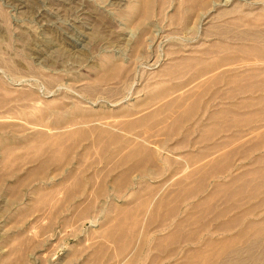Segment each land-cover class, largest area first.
Here are the masks:
<instances>
[{
	"label": "bare ground",
	"instance_id": "1",
	"mask_svg": "<svg viewBox=\"0 0 264 264\" xmlns=\"http://www.w3.org/2000/svg\"><path fill=\"white\" fill-rule=\"evenodd\" d=\"M229 1L231 3L232 0H221L219 2L214 1L212 4L210 0H183L184 3L179 4V9H182L183 11V19H181V21L177 19L176 21L180 23L183 21L187 22L193 17H198L199 19L202 18L197 25V29L200 31V29H202L201 25L207 13L210 14L209 12L211 8L217 7L215 12L209 15L208 22L203 28L202 36L207 37L210 34L226 36L230 39H236L240 43L238 45H231L229 42H219V44L213 43L207 47L205 49L206 55L207 53L211 54L216 51H221L223 53V55L219 57L217 61H211L206 57H173L170 59L172 61L168 63L169 65L164 68L163 73H174L173 75H175L186 70L187 68H190L191 66H194L196 67V70L189 76L188 79V83H191L193 80L204 76L207 70L216 69V67L229 63H235L239 59L243 60V58L246 59L250 56L252 59L262 60L261 58L264 56V45L260 44L259 41L264 39V25L253 23L250 20L244 21L243 17L247 15H245V13H237L238 8L240 7L239 4L242 5L240 1L244 0H236L238 2L234 1L231 7L222 8L223 5L227 6L226 4ZM143 7L144 6L142 5V10L144 9ZM177 13L178 11H173L171 17L177 18ZM230 13L237 14L234 16V21H228L225 19L223 25L212 24L210 22L212 18L220 19L226 17ZM140 14H142V12ZM246 40L252 42L246 44ZM134 46L136 47V45ZM112 57L113 58L106 61V69L102 70L103 72L101 74H96V77L94 76L93 80L90 79V82H84L85 84L81 85L79 88L81 93L79 94L78 92L79 95L77 94L75 99L65 101L64 98H68V96L63 94L65 96H63V98L60 97L59 102L54 104L49 100H38V96H32L33 94L31 93H23V95L21 94V97L20 95L17 96L20 98L23 97L24 99L26 98V101L29 99L28 105H25L26 102H23L25 105L23 106L21 101V105L23 107L19 108L20 111H16L17 113L15 112L17 115L12 114L14 108L10 109L11 114L7 112L8 114L6 115H0V131L8 129L10 131L12 130L13 133H20V135L13 134L12 137L9 134L2 135L0 133V165L1 167L7 169L6 174L10 173L9 177H12V175L16 176L11 183H7V191L10 192L11 201H17L20 194L22 195L23 193H20V188H24L25 183H29L30 186L28 189L31 195L24 208L26 207L28 210L33 208L44 212L45 210L51 211L50 208L55 209L61 207L71 195L81 193L83 190V185L81 182L82 175H79V172L85 169V166L81 165L83 164L82 161L87 154H90L89 156L92 154H103L106 162L109 161V159L112 162L111 159H113V157L120 161L123 160L124 162L125 159L127 160L130 159V157H133V154L136 153V150L142 152L140 149L148 145L149 141H146L147 138H144V123L147 122L148 119L154 118L156 116H165L164 113L173 117H176V115L180 116L189 114L195 109L197 110L199 105H202L199 97L194 99L193 94L190 95L189 93L186 95L183 93L182 95H178L176 97L174 94L173 98L171 97V99H167V102L162 101L165 103L160 104L161 101L159 100L162 99L160 97H167L170 94L169 92L173 90L166 88L152 90L150 94H147L145 103L143 98L144 94L141 93L143 95L142 98L138 97V95H140L138 94L136 96L137 100H135L133 104H130L129 100L126 101L130 98L126 97V95H131L129 93L132 88V84L129 85V88L127 86L128 92L125 96H119V98H115L114 95L117 93L119 94L120 92L122 93V91L126 88H124V86L129 83L128 75L132 68L130 67L131 65H127L128 63L126 64L124 60H121V58L116 57L114 54H112ZM260 63L262 62L253 64L251 63V65L256 66L254 64ZM242 65V63L239 65L237 64L235 67H232V70L236 68V71L238 68L242 67ZM261 70V73L241 72L238 74L235 72L228 78L224 77V79L227 81L226 84L232 85L234 87H231L232 89L229 88V90L226 91L229 98L237 95L242 96V98H240V100L235 104L232 103L231 106H223L221 108L216 107L215 109H212L207 118V125L210 124V127L207 126L206 129L204 128L206 126H204L201 130L202 133H200L201 136L204 133H206V136H209V134L213 133L212 130H214V128L216 129L217 126L216 124V126L212 128L211 124L214 125L215 122L217 123L218 119L222 118L224 121L220 123L223 127L240 124L244 129V133H248L246 135L248 137L244 138L245 135H239L234 138V140H239L237 142L235 141L232 147L221 151H218L221 147H216V149L214 148L212 151H208L207 155L209 156L211 154V158H209L210 156H207L208 159L206 162L200 161L201 163H199L197 166L191 167V170L188 167L189 169L183 170V177L180 175V179L177 177L179 180H187L193 176V174H199V176L195 179V183L194 181L192 182L194 183L193 185L191 182L190 184L187 182L189 185H191L189 187L184 185V198L182 195L183 193L180 192L182 193V198L187 200L192 195H194L195 192L201 190L202 183L204 184V180L206 178L205 174L210 176L212 175V177L216 174H221L220 172H222V174L224 172L227 174L224 179L216 181L212 185L210 193H208L207 196L197 199L193 206H197L195 208H197L199 212V217L196 220H201L202 218H205V215L207 216V214H210V216L206 218V222L211 226L214 225V227H216L217 222L219 221V228H221L223 233L226 231L225 229H227L228 235H223L221 238L214 241L208 240L203 246L201 245L199 247H195L194 249L192 248V250L189 248V250L185 251L186 253L182 256L181 260L177 259L174 262L171 261L166 263L161 260L155 261L153 258L152 260L148 261L144 260V264H264V151L261 152L262 149H264V69ZM222 75L223 73H220L216 76V78L208 79L212 82L209 84L212 85L223 79ZM208 80L207 78H202L200 81L202 86L206 84V81L208 82ZM135 93H140V89L136 88ZM98 94L104 95L108 99V101H105L106 105L101 103L97 104L99 100H97L95 97ZM200 94L202 93H196L195 97L196 95L198 96ZM83 95L86 98H82L81 96ZM17 96H15L14 99ZM3 97L5 96L3 95L0 97V108L2 109L8 104V102H11L9 98H6V100H9L7 102L3 99ZM19 97H17V100H19ZM113 97L115 98V102ZM188 97L189 99L193 97V101L191 98L190 102H184L186 99H188ZM14 99L12 101H14ZM156 99H158L157 101L159 104L155 105L153 102H156ZM140 100L142 102H138ZM115 104L117 109L114 110L113 108L111 109V107L107 108L108 106H114ZM203 107L204 111L207 110L206 106ZM109 117H122L123 119L120 121L108 120ZM167 119L169 118L167 117ZM170 119H172V117ZM179 120L174 118L171 121L169 120L168 123L162 125L161 127L162 129L170 128L173 131L178 127ZM164 122H166V120H164ZM155 125L156 124H152L151 127H155ZM136 128H138L139 131L132 133V131ZM201 139V137L200 139L197 138V140ZM83 140H88L89 144L85 147V150L80 155H77L75 162L73 161V167L70 170H65L67 168H63L64 165L70 160V155ZM229 140H226L227 144L225 145H229L231 143L232 140ZM182 143L180 142V144ZM195 143L199 144L200 142L195 141ZM182 146L184 147V143ZM205 147H207V145ZM17 148L21 149L20 153L18 152L19 150ZM205 149L208 150L210 148ZM177 155L179 154H176V156ZM193 155L195 156V154ZM87 156L85 159L89 157ZM181 156L183 157L185 155L182 154L180 157ZM186 156L188 157V155ZM19 158L22 159V161L25 160V162L26 160L29 161L30 164L32 162L34 163L30 169L20 176L15 174L17 168L15 171L13 170L15 168L13 167L15 166L13 164H15L16 160H19ZM153 158L154 157L151 156V154L144 155L146 163L147 161H153ZM197 158H201V156ZM235 158H238L239 160L250 158V161L245 165H239L237 162H232ZM188 159L191 158L188 157ZM192 159L195 161L196 158L194 157ZM182 161L185 162V160ZM182 161L180 160V162ZM187 161L190 162L189 160ZM80 162L82 163L81 165ZM108 163V165H110V162ZM140 163H142V161ZM179 163L178 165L182 164ZM113 164L115 165L114 161ZM118 164H120V162ZM188 164L191 165L193 163L190 162ZM11 167H13V169H11ZM135 167L133 168V171L136 170ZM9 169L13 171L9 172ZM49 170L50 172H48ZM49 173H53L54 175L61 174V176L58 178H52V182H48L46 185H38L35 183L37 180H48L50 175ZM92 176H94V174ZM93 178L97 179L96 176ZM120 180L117 182L119 183ZM179 180H177L178 184H181L179 183ZM66 182H68V184H66ZM95 182L98 184L97 181ZM181 182H184V180ZM26 189L27 188L25 187V190ZM92 190L94 191L93 187ZM180 193H178L176 196L178 197ZM180 196L178 199L181 198ZM59 199L62 200V202H59ZM180 203H182V200ZM55 211H57V209ZM194 214H190L192 215V218ZM119 220L116 222L119 223ZM186 220H190V218L187 219L186 217ZM89 222L90 227L92 228L95 225V222L92 219L89 220ZM119 224H121V222ZM119 224L116 225L119 226ZM118 226L111 225L110 228H106L105 232H103L104 236L111 243L115 242L117 244H113V250L119 255V259L117 261L112 262L111 258H107V260L104 261V258L102 257L104 253H106L108 247H103L101 244H99L98 238L94 241L92 238V241L90 240L91 242L88 244L85 243L86 246H83L84 248L82 249V252H80L82 254L84 250L89 254L88 256L91 257V259L88 257L89 259H87L85 262L82 260L80 263H78L77 258L75 259L77 255L75 257L70 255L72 258L74 257L73 259L76 260V264H134L135 258L137 257L134 255V251L137 247L134 245L132 248H130V245L127 244L129 240L124 241L125 237H128L127 232L129 230L126 227H122V229H120ZM183 226L184 225L182 223V227ZM99 230L101 229L99 228ZM191 230V238L193 239V237L196 236L197 228H191ZM180 231L181 230H179V232ZM187 231L188 230H186V232ZM38 233L40 234L41 232L39 231ZM171 234L173 233L161 236V238L157 239L158 243L154 245L155 248L159 250L161 248L166 252L164 253L165 256L162 255L164 256L162 259L167 256H171L175 249L178 250L177 248H180L177 246V243H175V241L178 242V239L176 240L177 235L171 236ZM99 238L102 239L101 237ZM188 238H190V235ZM13 240L18 242L16 244L18 245L16 246L17 248L14 246L15 248L13 247V249H11V247L9 253L0 255V262L2 263L3 259L5 258L4 261L8 260V263L6 264H23L25 262V256L22 252L21 246L24 247L23 244L25 240H23L22 237L19 239L14 237ZM186 241L187 240H185V242ZM78 249L79 247L77 248L76 253L78 252ZM137 251L135 252L136 254H138ZM11 254H16V256H14L16 257L15 260L10 259ZM94 259L95 261H93ZM4 261L3 263L5 264Z\"/></svg>",
	"mask_w": 264,
	"mask_h": 264
},
{
	"label": "rangeland",
	"instance_id": "2",
	"mask_svg": "<svg viewBox=\"0 0 264 264\" xmlns=\"http://www.w3.org/2000/svg\"><path fill=\"white\" fill-rule=\"evenodd\" d=\"M214 1L221 0H210L212 4ZM234 1L238 2L239 0H232L231 3L229 1L227 6L223 5L222 8L231 7ZM240 2L242 5L239 4L237 13L247 15L243 17L244 21L250 20L253 23L264 25V0ZM181 3H184L183 0H0V97L4 95L3 99L7 102L11 100L3 109L0 108V115L11 114V108H14L12 114L17 115L16 113L20 111L19 108L28 105L29 99L26 101V98H20L23 93H31L32 96H38V100H49L54 104H57L60 97L63 98L65 95L68 96V98H64L65 101L75 99L78 92L81 93L79 89L81 85L90 82L94 76L96 77V74H101L102 70L106 69L105 63L113 58L112 54L124 60L126 64L128 63L127 65H131L132 69L128 75L129 83L124 86L125 89L122 88L124 89L122 93L116 94L118 97L114 95L115 98L125 96L129 85L132 84L129 93L131 95H126L131 99L126 100H129L130 104L137 100L138 94H140L138 97L142 98L141 93L144 94L145 103L147 94H150L154 89L161 88L173 90L169 92L168 96L166 95L167 97H160L162 98L159 100L160 104L167 102L171 97L173 98L174 94L176 97L183 93L185 95L189 93L193 94L194 99L200 95L202 97L208 94L218 96L214 93L217 89L222 90L219 92L220 95L223 94L224 97L229 98L226 91L234 87L226 84L227 81L224 77L228 78L235 72L238 74L241 72H262L264 56H262V60L252 59L249 56L243 60L239 59L235 63L209 69L204 76L191 83H188V79L196 70L194 66L175 75H173L174 73H163L164 68L169 65L168 63L172 61L170 59L173 57H206L211 61H217L223 53L216 51L206 55L207 47L213 43L219 44V42H229L231 45L240 43L236 39L226 36L215 34H210L207 37L202 36L209 15L214 13L217 7L211 8L210 14L207 13L200 31L197 29V25L202 18L193 17L187 22L178 23L177 19L179 21L183 19V11L179 9ZM142 5L144 6L143 10ZM173 11H178L177 18L171 17ZM141 12L142 14H140ZM236 15L230 13L220 19L212 18L210 22L223 25L225 19L234 21ZM251 42L245 41L246 44ZM259 42L264 45V39ZM257 62L262 63L254 64L256 66L251 65V63ZM241 63L242 67L236 71V68L232 70L233 66ZM220 73H223V79L217 81L216 84H209L212 82L208 79L216 78ZM202 78L208 80L203 86L200 82ZM136 88L140 89V93H135ZM194 93L202 94L195 97ZM15 96L19 97L20 101L17 100V97L16 101ZM81 97L86 98L84 95ZM193 97H191L192 101ZM95 98L99 100L97 104L106 105L105 101H108L104 95L100 94ZM115 98L113 97L114 102ZM191 98L188 97L184 102H190ZM13 99L14 101H12ZM141 100L138 102H142ZM157 100L153 104H159ZM23 102H26L25 105ZM202 102H205L204 99ZM13 103L17 104L13 107ZM110 107L114 110L117 109L116 104L107 108ZM121 119L123 118H108V120L118 121ZM169 120L167 119L161 124L165 125ZM159 123L155 127H159ZM133 131H139V129ZM0 133L2 135L9 134L11 137L13 134L20 135V133H13L8 129L1 130ZM146 133H144V138H147L146 141H148ZM247 134V132L244 133V138L248 137ZM161 138V134L155 133L150 137L153 141H159ZM18 150L20 153L21 149ZM85 157L81 166L96 162L89 167V173L96 171L98 173L103 169V163L97 162V156L92 154L86 159ZM73 161L75 162L74 157L63 168L68 170L70 165L73 166ZM33 164V162L30 164L29 161L25 162L19 158L13 164L15 168L11 167V169L15 171L17 168L15 174L20 176ZM11 169L9 172L13 171ZM6 172L7 169L0 165V255H5L10 252L11 247L13 249L14 246H18L16 245L18 242L13 240L14 237L16 239L22 237L25 240L24 247L21 246L25 256L23 264H76L77 248L79 247L82 252L83 246H86V244L83 245V242L87 244L91 242V235H93V229L89 227L88 221L82 219L83 215L79 218L77 208L72 205L76 199L66 201L59 208H50L51 211L43 212L33 208L28 210L24 206L31 195L28 189L29 183H25L26 190L25 187L20 188V193H23L20 194L17 201H11L7 183H11L16 176L9 177L10 173L6 174ZM49 174L48 180H37L35 183L46 185L48 182H52V178L61 176V174ZM59 202L62 200L59 199ZM56 209L57 211H55ZM39 231L42 234H39ZM14 256L16 254H11L10 259L15 260ZM3 261L0 264H4ZM7 261H4L5 264L8 263Z\"/></svg>",
	"mask_w": 264,
	"mask_h": 264
},
{
	"label": "crops",
	"instance_id": "3",
	"mask_svg": "<svg viewBox=\"0 0 264 264\" xmlns=\"http://www.w3.org/2000/svg\"><path fill=\"white\" fill-rule=\"evenodd\" d=\"M220 91L222 90L220 89L215 90V95H218V96H214L210 94L204 97H202V95L198 96L201 101V104L207 107V110L205 111L203 110L204 107L202 105H199V108L197 110L195 109L189 114H184L180 116L173 114V115H176V117L175 116L173 117L169 114L164 113L165 116H156L154 118L148 119L147 122L144 123V133L147 132L148 134V137H149L148 145L149 146L148 145H146V147L144 146L146 149L144 147H142L141 149L139 148L140 150H142V152H140L139 150H136L135 151L136 153H134L133 157H130V159H127V160L125 159L123 162V160L120 161V160H117V158L115 159L113 157V159H111L112 162L110 161V159L109 161L106 162V159L104 158L103 154H100V155L94 154L95 156L97 155V157L100 158V159L97 158V162L103 163L104 170L102 169L98 173L97 171L89 173L88 172L89 167H91L92 164L96 163L95 161H93L92 163H88L87 165H85V169L79 172L80 173L79 175H82L81 182L83 185V190L81 193H78L76 195H71L66 201H70L71 199L77 200L73 202L72 205L75 206L74 208H77L78 217L80 218L81 215H83L82 219H85L88 221L89 227H90L89 220L91 219L94 220L96 226L94 225L92 227L93 235L91 236L93 238V241L98 238L99 244H101L103 247L104 246L108 247L106 253H104L102 257L104 258L103 259L104 261L107 260V258H111L112 262L117 261L119 259V255L115 253V251L113 250V244L114 245H117V244L115 242L111 243L104 236L103 232H105L106 228H110L111 225L118 226L116 224H119L120 222L121 224H119L118 226L120 227V229H122V227L123 228L126 227L129 230L127 232L128 237H125L124 241L129 240L127 244L130 245V248H132L134 245L137 247L134 251V255L137 256V257L134 256L136 257L134 264H144V260L148 261V260H152L153 258L155 261L161 260L166 263L171 262V261L174 262L177 259L181 260L182 256L186 253L185 251L189 250V248L192 250V248L194 249L195 247H199L201 245L203 246L208 240L214 241V240L221 238L223 235H226V236L228 235L227 229H225L226 231L223 233L221 228H219L220 227L219 221L217 222L216 227H214V225L211 226L210 224L206 222V218H208L210 214H207V216L205 215V218H202L201 220H196L199 217L198 215L199 212L197 208H195L197 206H193V204L197 201V199L207 196V194L210 193L212 189V185L216 181L224 179V177H226L227 174H225V172L223 174L222 172H220L222 176L221 174L218 173L219 176H217L216 174L213 177L212 175L210 176L208 174H205L206 178L204 180V184L202 183L201 190L198 192H195V194L190 197L191 199L187 197L189 198L187 200L183 199L185 197V194L183 193V188H185L184 185H187L188 187L191 186L189 185L190 182L192 183L194 181L195 183V179L199 176V174H193V176H191L187 180L183 179L184 182H181L183 181L182 179L179 180L180 176L183 177V173H182L183 170H187L189 168L191 170L192 169L191 167L197 166L199 163H201L200 161L206 162L209 156H210L209 158H211V154L209 156L207 155L208 151H212L214 148L216 149V147L217 148L221 147L218 151L228 149L229 147H232L235 141L237 142L239 140V139L234 140L235 137L239 136L240 134L244 135V129L243 127H241L240 124H237V125L235 124L232 126L228 125L227 127H223L220 123L224 121V119L222 118L218 119L217 123L215 122L214 125L211 124L212 128H214V126H216L217 124L216 129L214 128V130H212L213 133L209 134V136H206V133H204L202 136L200 135V133H202L201 130L204 126H206L204 127L206 129H207V126L210 127V124L207 125L208 124L207 118H208V114L211 113L212 109H214L216 106L218 108H221L223 106L227 107V105L228 106L232 105L231 103H236L240 100L239 95L233 96L232 98H226L224 97L223 94L222 95L219 94ZM203 99L205 101L204 103L202 102ZM167 117L169 119L171 117L172 119L174 118H176L177 120L180 119L178 123V127L174 129L173 131L170 128L162 129L161 126L151 127L152 124L157 125V122L158 123L160 122L159 124L162 125L161 123H163L164 120L167 121ZM163 118L165 119L162 120ZM172 119H170V121ZM149 128H152V129H149ZM133 132L134 131H132V133ZM154 133L161 134L162 138L159 141H155V140L153 141L152 139H150V137L154 135ZM200 137L202 139L197 140V138L200 139ZM227 139L228 140L230 139L229 141L232 140L231 144H229L230 146L225 145L227 144V141H226ZM178 141H179V144H178ZM195 141L196 142L198 141L200 143L202 142V143L201 144L199 143L200 144L199 145L198 143H195ZM180 142L184 143V147L182 146L183 143L180 144ZM88 144H89L88 140L81 141L79 145L74 149L70 157L71 158L74 157L76 159L77 155H80L85 150V147ZM206 145L207 147H205ZM205 148L207 149L210 148L211 150L210 149L206 150ZM263 151L264 149H262L261 152ZM145 154H151V156L154 157L153 161H147L146 163L144 159ZM176 154H179V155L176 156ZM182 154L185 155L183 156L184 159L182 156L180 157V155ZM193 154H195V156ZM186 155H188V157L191 159L195 157L196 158L195 161L192 159L195 163L191 159H188ZM199 156H201V158H197ZM245 159L239 160L238 158H235L232 162L234 163L237 162L238 164L249 163L250 158H245ZM180 160L181 161L185 160V162L184 161L180 162ZM187 160H189L193 164L191 165L188 164L190 162H188ZM113 161L115 162V165L113 164ZM139 161L140 162L142 161V163H140ZM108 162H110V165H108L109 164ZM119 162L120 164H118ZM176 162L178 163L180 162L179 164L181 163L182 164L178 165V163ZM81 164L82 163L80 162V165ZM135 166H137L138 168ZM72 167L73 166L68 167V170H70ZM134 167L136 168V170L134 169L135 171H133ZM182 167L183 168L186 167V168L183 169ZM181 168H182V171H181ZM130 171H133V172H130ZM93 174L94 176H92ZM95 176L97 179L93 178ZM121 178L123 179V181ZM113 180H116V181H113ZM118 180H120L119 183L117 182ZM177 180H179L180 181L179 183L181 184H178ZM95 181H97L98 184L100 185H98ZM194 183H192V185ZM92 187L94 191L92 190ZM88 192H90L89 193L90 195L88 194ZM180 192H182L183 194ZM178 193H180L179 196L182 194L183 198L181 195L180 196L181 198L178 199L179 196L178 197L176 196L178 195ZM181 200H182V203H180ZM177 203H180V204H177ZM190 214L192 215L194 214L193 218L191 217L192 215ZM186 217L187 219L190 218V220H186ZM118 220L120 221L119 223L116 222ZM182 223L185 226V227L183 226L184 228L182 227ZM186 223L187 225L188 224L189 225L187 226ZM179 226L180 228L181 227L182 228L180 229ZM99 228L101 230H99ZM189 228H190V231H189ZM191 228L193 229L197 228L196 236L195 237L192 236L193 239L191 238V234H192ZM178 229L181 231L179 232ZM174 230L175 232L177 231L178 232L175 233ZM186 230L188 231L186 232ZM167 232L168 234L173 233L171 234V236L177 235L176 240L178 239L177 240L178 242L175 241V243H177V246H179L180 248H177L178 250L175 249L171 256H167L162 259V257L165 256L164 253L166 252L163 251L161 248H160L161 250L160 251L159 249L155 248L154 245L158 243L157 242L158 238H161V236L168 235ZM188 232H191V233H188ZM187 234L190 235V238H188L189 235ZM99 237H101L102 239H100ZM185 240H187L188 242L187 241L185 242ZM83 241H85L84 238H83ZM83 245H85V242H83ZM136 251L138 254L135 253ZM80 254H81L80 249H78V252H77V262L78 263H80L82 260L83 262H85L87 259L89 258L91 259V257L88 256L89 254L87 252L83 251L82 253L83 255L81 254V258H79ZM93 261H95V259Z\"/></svg>",
	"mask_w": 264,
	"mask_h": 264
}]
</instances>
